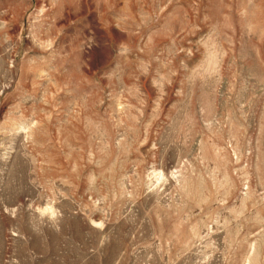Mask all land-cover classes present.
Wrapping results in <instances>:
<instances>
[{
	"label": "rangeland",
	"instance_id": "obj_1",
	"mask_svg": "<svg viewBox=\"0 0 264 264\" xmlns=\"http://www.w3.org/2000/svg\"><path fill=\"white\" fill-rule=\"evenodd\" d=\"M0 264H264V0H0Z\"/></svg>",
	"mask_w": 264,
	"mask_h": 264
}]
</instances>
